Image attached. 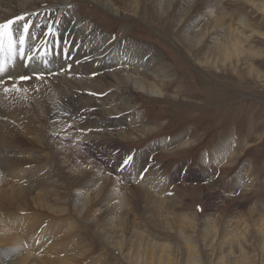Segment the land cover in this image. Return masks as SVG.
<instances>
[{"label": "bare ground", "instance_id": "1", "mask_svg": "<svg viewBox=\"0 0 264 264\" xmlns=\"http://www.w3.org/2000/svg\"><path fill=\"white\" fill-rule=\"evenodd\" d=\"M50 1L55 3L52 7L54 8V20L51 24L55 35L48 34L47 27L45 28L41 22H29L30 35L26 41L25 55H33L34 59L22 61L19 56L13 59L5 53H0V62L5 63V71L0 73V86L2 89L17 84L21 90L15 91V96L29 100L35 112L33 113L44 115L48 121L46 136L42 138L37 136L34 126L29 124L28 120L26 121L29 123H25V121L19 124V121H22L20 115L18 119L15 114L11 117H3L4 121L13 119L17 126V128L8 129L12 136L18 134L24 137L29 144L37 147L40 143L43 148L47 149V152L43 154L32 156L31 150L26 147L19 148L21 149L20 156L26 157L27 154L29 156L25 161L14 160L11 169L26 167L39 162V160H44V162L30 168L29 171L23 168L16 171L17 176H13L16 181L13 180L16 192L27 198L36 188L32 186L28 190L21 185V182L28 177L27 181L33 183L37 181V175H39V179H43L47 188L37 190L35 192L36 199L45 202L54 199L63 204L58 205V210H53L56 216L49 221L46 220L47 223H45V219L40 223L36 219H29V224L36 231L23 228L28 217L18 216L15 221L10 219L9 221L13 224L14 222L18 224L15 227L5 225V222L0 219V262H9L11 259L18 264H73L80 262L81 257L55 259L57 254L61 256L67 252L62 250L66 248L63 244L67 243L69 239L71 241L76 239L72 236L77 231L76 223L69 218L70 211L66 206V203L72 199V203L78 202L82 206L80 210L76 207V217L87 216L94 221L95 219L99 221L94 223L95 226H98L95 231L109 248L113 249L117 246L115 240L117 236H114V214L117 210L126 209L128 211L127 202L134 200L135 203L140 204L143 212L150 216H156L164 229H170L174 231L171 233L182 235V245L184 246L182 248L186 253L185 264H201L206 250H208L209 257L217 259L216 264H254V257H250L243 251L244 245L250 241L249 233H260L264 229V216H254L246 208V201L256 193L255 188L258 180L252 173L253 166L248 164L244 166L243 171L246 179H244L243 188L238 190V195L223 194L218 191L212 180L210 183L208 182V185L203 184L213 177L210 173L211 167L228 166L234 161L233 158L237 155V151L240 152L239 145L235 143L234 139L220 142L211 151L210 156L202 157L203 169L200 176L203 179L197 180L199 182L197 188L186 185L182 189V186L177 184L165 188L167 180L164 179L167 176L160 177V173L146 170L148 162L145 157L143 166L138 167L132 177L137 182L135 184L129 182L128 177L124 180L126 183H123L116 176V179L111 176L110 169H108L109 172L103 169L101 161L109 168L113 167L114 174L121 170L117 166L119 164H115V159L112 160L114 156L112 158L109 156L117 151L114 144L122 147L123 142L141 138L153 130L151 126V128L147 127L148 129L145 126V128L140 126L134 112L136 98H134L133 92L143 93L148 97L166 99L169 96L168 87L174 82L178 73L171 68L162 52H159L154 46L127 38L126 29L121 31L120 39L115 41L111 35L100 32L94 23L84 19L80 12L75 10L64 12L72 0H0V23L9 19L14 20L18 16L27 19L43 4ZM91 1L95 2V0ZM123 1L131 6L128 11H132V13L124 12L122 16H135L146 20L141 16V12L143 14L145 12V14H154L161 23L165 22L166 17L171 18L172 22H188L191 15L197 14L196 19L191 22H199L201 29L194 27L187 30L182 35L183 40L188 43V46L197 47L202 44V39L204 41L208 38L220 53L223 52V49L228 50L229 44V50L224 53L227 62L222 65L230 66L229 69L242 62L240 52L246 42L253 40L254 37H264V33L257 31L251 24V22H258L252 15L263 17L262 22H264V0ZM115 3V0H102L101 2L103 8L109 11L117 7ZM239 7L244 10L248 7L251 9L250 14H241L242 11L239 13L237 11ZM175 16L178 19H174ZM222 22H237L239 26L229 25L227 28ZM171 29L170 27L169 30ZM15 34L17 35V33ZM34 35L36 37H33ZM34 38L35 41H33ZM36 45L39 46V49H35ZM262 56L263 54L259 57ZM245 60H248V57H245ZM19 66L22 67V70H18ZM248 71L253 72L251 69ZM20 73L24 75L44 73L47 76L45 79L43 77L46 89L55 86L56 90H54L57 92L51 95L54 90L46 93L39 91L38 83L41 81L35 79L20 83L16 80L12 82L9 79L13 74L15 78H18ZM38 92L44 93L40 102H37ZM3 106V109L7 107L6 104ZM64 107H73L78 113L80 111L87 113L91 127H88V124L87 126L81 125L80 130L73 129L71 115L65 112ZM2 112L4 113H0V115L5 116L6 112L4 110ZM33 118L35 119V117ZM4 121H0V126L5 125ZM188 141L185 142V145L192 143ZM2 142L0 141V148L4 151L3 153H6L8 151L7 143L2 144ZM159 148L167 151L173 149ZM124 151V154L128 153L127 150ZM106 156H109V159H105ZM144 168L145 171H143ZM53 170H55L54 173L69 176L67 181L51 176ZM3 175L5 179V173ZM39 179L38 182H41ZM237 183H239V179L234 182L235 187L238 186ZM169 189L170 191H168ZM195 191L206 200L204 205L206 204L207 208L214 207V213L201 219L198 218L196 212L193 213L194 215H178L176 213V210L180 209L178 205L184 206L185 204L182 194ZM168 192L176 194L168 197ZM11 196L15 197V192H12ZM9 205L11 204L9 203ZM101 205L104 207L99 208ZM231 211L233 212L230 213ZM225 213L232 214V216L226 220ZM132 223L131 221L130 224ZM122 226L125 228L128 225L122 224ZM42 227L44 228L37 231ZM128 232H135V230L130 228ZM200 232L203 234L202 238L199 237ZM186 233L189 235L187 236ZM22 234L24 235L22 236ZM139 238L149 237L140 234ZM144 243L142 242V244ZM196 243L202 244L201 247L197 249ZM68 246L72 247V243ZM158 249L163 251L159 252ZM56 250H61V252L55 253ZM141 250L143 255L137 254H140L139 263H143L141 262L143 257L148 262L147 264H181L180 251L177 252L178 255L174 254L169 245H158L152 239L146 246L141 245ZM237 250H240V255L236 254Z\"/></svg>", "mask_w": 264, "mask_h": 264}, {"label": "rangeland", "instance_id": "2", "mask_svg": "<svg viewBox=\"0 0 264 264\" xmlns=\"http://www.w3.org/2000/svg\"><path fill=\"white\" fill-rule=\"evenodd\" d=\"M192 1L196 2L197 0ZM101 2L102 0H95V2L91 0H72L64 12L68 13L71 10L80 12L84 19L94 23L100 32L111 35L115 41L120 39L121 31L126 29L127 38L141 42L142 44L145 43L148 46H154L155 49L162 52L170 63L171 68L178 73L174 82L168 87L169 96L166 99L148 97L143 93L133 92V96L136 98L134 112L137 115V120L141 124L140 126H145L146 129L152 127L153 130L144 135L145 137L143 136L138 139L123 142L122 147L114 144L115 150L118 152L116 151L115 154H110L109 156L111 158L114 156L112 160L115 159V164H119L117 166L121 170L114 174V168H109L100 160L103 169L107 171L110 169L111 176L115 179L116 177L119 180L121 179L123 183H126L124 180L128 177L129 182L135 184L137 182L132 177L136 173L137 168H141L145 157L148 162L146 170L157 172V174L160 173V177H164L163 175L167 176L164 179L167 180L165 188H169L170 185L172 187L174 185L176 186V184L182 186V189L186 185L197 188L199 183L197 180L203 179L200 176L203 169L202 157L210 156L211 151L220 142L232 138L239 145L240 152L238 153L237 151V155L233 158L234 161L228 166L211 167L210 173L213 177L203 184L208 185V182L210 183V180H212V183L216 184L218 191L226 195H236L239 192L238 190L243 188L244 179H246L243 171L244 166L247 164L251 167L253 166L252 173H254L258 181L255 188L256 193L246 201V208L254 216H264V37L260 35L261 37H254L253 40L245 43V47L240 52L242 62L237 66L233 65L232 69L230 68L233 70L231 71L229 69L230 66H222L227 62V57L224 53L229 50V44L228 50L223 49V52L220 53L218 49L214 48L212 41L208 38L204 41L202 39V44L197 47L188 46V43L183 40L182 35L187 30L194 27L201 29L199 22H191L193 19H196L197 14L194 13L191 15L188 22H172L170 20L171 18L166 17L165 22L161 23L154 14L146 13V15L145 12V15L141 12V16L147 21L135 16H122L124 12L132 13V11H128L131 6H128V3L123 0H115L117 7L110 11L104 9ZM54 4L52 1L43 4L40 9L36 10L25 20L28 22H41L48 29L54 20V8H52ZM237 11L239 13L242 11L241 14H250L251 9L247 7L244 10L239 7ZM252 17L255 21H258L251 22L252 26L257 31L264 33L263 17L257 15H252ZM174 19L178 18L175 16ZM25 20H16L18 24L15 23L13 28H20ZM222 23L227 28L229 25L239 26L237 22ZM170 27L172 28L171 30H169ZM17 35H19L18 32ZM33 37H36V35ZM33 41H35V38ZM35 49H39V46L36 45ZM261 54L263 56L259 57ZM245 57H248V60H245ZM19 67L20 69L18 68V70H22V67ZM248 69L253 70V72L248 71ZM34 74L28 73L27 75L32 76V79L41 81V84L38 83V86H40L39 91L46 93L47 91L56 90L55 86H50L46 89L44 86L45 80L36 79ZM21 75L24 74L20 73L18 78ZM12 76V82L15 80L18 83L21 82L18 78H15L14 74ZM43 77L44 79L47 78L45 74ZM11 81L8 82L12 83ZM3 89L0 86V100L2 101H0V113H4L2 112L4 110L6 114L5 116L0 115V121H4L3 117H11L14 114L17 116V119L21 116L22 121H19V124L28 120L30 123L28 121L25 123L34 126L37 136L45 138L46 123L48 121L44 115H39V113L38 115L34 114L35 112L30 101L16 97L14 94L15 91L6 94ZM55 90L51 95L57 92ZM44 93L38 92L37 102L43 99ZM83 97L86 96L83 95ZM3 104L7 105L5 109H3ZM64 108L65 112L72 117H70V120L71 123L73 122V129L77 131L80 130L81 125L87 126L88 124V127H91L87 113L82 111L78 113L73 107ZM4 123V126H0V141H3L2 144L7 143L8 151L3 153L4 151L0 148V219L5 222V225L15 227L18 224L15 222L13 224L9 221L10 219L15 221L18 216L28 217L23 228L36 231L29 224V219H36L39 223L44 219L45 221H49L56 216L53 210H58V205H62L63 203H58L54 199L47 200L46 202L36 199L35 192L47 188L43 179H39V175H37V178L41 182H38L37 179V181L30 183L27 181L28 177L21 182V185L28 188V190L32 186L36 188L27 198L20 196L16 192L14 185L16 182L14 177L17 176L16 171L22 170V168L29 171L30 168L32 169V167L34 168V166L36 167L44 162V160H39V162L32 163V165L26 167L22 166L11 169L10 167L14 160H18L19 162L25 161L27 160L26 157L29 156V154L26 157L20 156L21 149L19 148L26 147L28 150H31L33 152L32 156L43 154L47 152V149L43 148L40 143L38 144L39 147L29 144L24 137L18 134H13L12 136L8 129L12 127L17 128L13 119L10 121L5 120ZM3 134H5L4 138ZM187 141L192 143L185 145ZM159 147L173 149L167 151ZM122 148L127 150L128 153L124 154L125 151L121 150ZM109 156H106L105 159H109ZM123 156H125L124 159ZM27 162L26 164H28ZM143 171H145V168ZM54 172L55 170H53L51 176L60 177L64 181H67L69 176ZM3 173L6 175L5 179L3 178ZM41 174L43 175L42 172ZM238 179V186L235 187L234 182ZM12 192H15V197L11 196ZM175 194L174 192H168V197L175 196ZM182 195L184 196L185 204L184 206L181 204L178 205V208H180L176 210L178 215L188 216L189 214L194 215L193 213L196 212L198 213V218L201 219L204 216L214 213V207L207 208L206 204L204 205L206 200L200 197L196 191L184 192ZM69 201V203H66V206H68L70 211L69 218L73 219L76 223L77 231L72 235L76 239L72 241L69 239L67 243L63 244L67 249L62 250L67 252L63 253L64 255L61 254V256L60 254L55 255V259L81 257L80 262H74L73 264H104L105 262V264H147L148 262L143 257L141 261L143 263H139L140 254H137L141 253L143 255L141 245L146 246L149 240L152 239L158 245H169L174 254L180 251V262L181 264L186 263V253L182 248L184 247L182 245V235L179 236L176 233H171L174 231L170 229H164L156 216H150L143 212L140 204L135 203L134 200L127 202L129 212L126 209L123 211L117 210L119 212L116 211L114 214V236H117L115 238L117 246L113 249L107 247L106 242L96 233L95 230L98 229V226H95L94 223H98L99 221L97 219L94 221L91 217L89 218L87 216L76 217V207L80 210L82 206L78 202L72 203V199ZM9 203L11 205L8 206ZM103 207L101 205L99 208ZM231 216L232 214L225 213L226 220ZM131 221L133 222L132 224H130ZM122 224L128 226L123 228ZM43 228H39L37 231ZM130 228L134 229L135 232H128ZM251 229L254 228L251 227ZM263 232L264 229L260 233L250 232V241L244 245L243 251L250 257H254V264H264ZM140 234L148 236L149 238L140 239ZM61 235L64 236V234ZM186 235L188 236L189 234L186 233ZM199 237H203L201 232L199 233ZM142 242L147 243L142 244ZM71 243L72 247H69L68 245ZM196 245L198 249L202 244L196 243ZM85 251L87 252L84 253ZM157 251L160 252L163 250L158 249ZM59 252L61 250L55 251V253ZM239 252L240 250H237L236 254L240 255ZM192 254L194 255V252ZM204 254L206 255H204L201 264L217 263L216 258L209 257L208 250L204 251ZM8 263L18 264L17 262L14 263L12 259L9 262H0V264Z\"/></svg>", "mask_w": 264, "mask_h": 264}, {"label": "snow or ice", "instance_id": "3", "mask_svg": "<svg viewBox=\"0 0 264 264\" xmlns=\"http://www.w3.org/2000/svg\"><path fill=\"white\" fill-rule=\"evenodd\" d=\"M16 20H25L23 16L16 17ZM16 20L9 19L4 23H0V53L7 54L10 58L15 59L17 56L22 61H32L34 59L33 55H25V46L27 38L30 35V23L25 20L20 28H13ZM19 33L16 35L15 33ZM48 34L55 35L54 29L49 26ZM44 43V42H42ZM18 46V47H17ZM5 71V63L0 62V73ZM36 79H43V73H35ZM33 77L29 75L19 76V81L25 82L30 81ZM11 79V77H9ZM21 89L17 84H13L11 88L4 87L3 91L7 94L9 92H19ZM131 159V157H129ZM127 163V161H125Z\"/></svg>", "mask_w": 264, "mask_h": 264}]
</instances>
